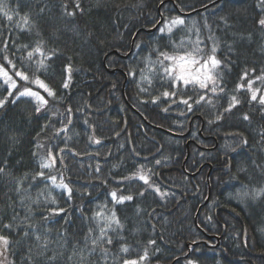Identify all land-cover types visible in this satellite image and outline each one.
<instances>
[{"label":"trees","instance_id":"1","mask_svg":"<svg viewBox=\"0 0 264 264\" xmlns=\"http://www.w3.org/2000/svg\"><path fill=\"white\" fill-rule=\"evenodd\" d=\"M214 1L79 0L77 9L76 0H3L13 18L0 13V63L7 55L56 94L49 97L39 85L16 78L18 88L8 96L0 81V99L8 97L0 107V235L10 240L7 252L0 246L3 264H80L73 253L81 250L83 264H123L145 250L141 264H264V193L254 195L264 189V106L247 91V79L264 74V27L258 23L264 0H221L181 15ZM174 17L184 24L160 33ZM160 19L157 30L140 32L133 41ZM197 32L201 47L210 51L215 44L222 61L216 92L172 88L157 76L142 86L143 93L138 76L158 59V50L171 52L172 42L196 39ZM40 42L49 58L37 71L43 57L29 60L27 52ZM238 83L245 87L237 91ZM24 87L48 100L40 112L34 98L17 96ZM165 90L177 95L164 99ZM201 95L205 100L197 104ZM232 96L240 103L225 111ZM154 97L160 99L153 103ZM181 99H189L191 111ZM165 105L178 107L170 112L177 116H163ZM198 132L212 136L214 150L201 151L191 140L192 134L200 139ZM49 150L55 165L41 169ZM225 165L229 174L221 170ZM140 169L149 171L160 195L136 178L124 179ZM41 171L44 176L37 175ZM49 176L71 191L55 187ZM114 191L133 199L117 203ZM112 212L123 227L107 233L112 244L91 251L103 225L96 213ZM35 234L47 238L43 254Z\"/></svg>","mask_w":264,"mask_h":264},{"label":"snow or ice","instance_id":"2","mask_svg":"<svg viewBox=\"0 0 264 264\" xmlns=\"http://www.w3.org/2000/svg\"><path fill=\"white\" fill-rule=\"evenodd\" d=\"M163 2V0H162ZM76 8L79 9V0H76ZM0 13H2L9 21L12 20V16L9 15L7 6L3 3V0H0ZM68 16H72L75 13L72 11H68L66 13ZM23 20V23L27 25L29 23V19L27 15L21 17ZM259 25L261 27H264V18H261L258 21ZM184 24V20L180 17H174L170 22H167L164 27H161L159 31L161 33H171L173 28L176 26H180ZM189 33H191V29H189ZM211 39V37H209ZM203 40L199 36V32L196 33V39H191L190 35L188 37L182 38L179 42H172V51H159L158 50V59L154 62H151L153 65V68L155 65H159L160 68L163 69L162 79H166L170 82V87L176 88L179 84H183L185 87L192 85V86H198L200 89H207L209 85H212L211 91L213 93L217 90V69L221 65L222 61L219 60L216 56L217 47L215 44H213L210 51H205V48L201 47L203 44ZM42 42L38 43L31 51L27 52V57L29 60H32L35 54L40 55L43 57V59L39 60L37 62V71L40 69H43L46 67L45 60L48 59L43 51V48L41 46ZM4 63H0V81L3 82V85H6V90L8 92V96L13 95V90H16L18 88V78L20 81H25L26 83H33L36 85H39L40 88L44 89V91L47 93L49 97L55 98L56 94L53 89H51L47 84H45L42 80L39 79V77H36L33 79L28 75V73L22 69H17L16 65L13 63L11 59L7 55L3 56ZM153 68H150L149 71H153ZM66 70L70 73L71 72V66H67ZM248 76L247 71L241 76V80H245ZM145 80L149 79L148 76L143 77ZM256 81H260L261 83H264V74H261L260 76H257ZM70 82V76L69 79H66L63 83V87L67 88L69 86ZM255 81L251 79H247V91L250 93V100L258 102L261 106H264V94L258 95L260 92L259 88H254L253 84ZM244 84H237V91L244 88ZM223 91V89H220ZM177 93L175 91H168L165 90L161 96L164 99H168L169 97L176 96ZM18 97H33L37 103L38 106L36 108L37 112L41 111V108H43L45 105H47L48 100L43 96L40 95L38 92L33 91L29 87H24L22 91L17 92ZM8 97H5L4 99H0V107H2ZM160 97H154L153 103H156L157 100H159ZM190 99V98H189ZM189 99H181L180 103H183L187 106L188 110H192V104L189 103ZM205 100V96L201 95L199 100L196 101L197 104L200 103V101ZM211 103V101H208ZM173 103H176L175 100H173ZM240 101L237 99L236 96H232L231 102L229 104L228 109H225V111H230L233 107H235L237 104H239ZM167 111L168 109H164ZM70 111V110H69ZM221 117L217 116L216 119L219 120ZM244 119L247 120L248 116L245 115ZM69 123H71V120H69ZM211 123V121H209ZM63 130V129H62ZM61 130V131H62ZM96 143H99V141H95ZM40 147V145H38ZM55 157L53 156V153L51 150L48 151V155L46 158H42L40 163L41 169H47L51 168L55 165ZM160 161H157V164H159ZM5 169L0 168V173H4ZM39 176H44V172L41 171L37 173ZM139 179L142 181L145 185H148L149 187H153L152 184H150V176L149 171H146L144 169L138 170L136 173L133 174L132 177H125L124 179ZM48 179L51 180L52 184L55 187L68 189V186L61 182L59 184L56 183V177L55 176H49ZM20 190L19 188L17 189ZM155 191L159 192L158 188H155ZM262 193H264V189H261L259 191H254L255 196H259ZM144 193L141 192L140 195H143ZM243 195L247 196L249 193L245 192ZM113 201L117 203H123L124 201H131L133 199L132 195L127 196H117V193L114 191L111 193ZM55 201L53 200V203ZM96 216L101 218L103 221V225L99 227L100 235L98 237H95L92 239V245L93 248L91 251H95L96 247L102 246L104 243L112 244V238H107V233L109 231H115L116 229L122 228L123 226L120 223V220L116 216L115 212H112L110 216H103L101 213H96ZM115 226V227H113ZM4 228L11 229L13 226L11 224H4ZM25 235H28L26 232ZM34 239L36 241V247L41 250L40 254H43V250L47 249L48 241L46 237H42L40 234H35ZM149 243H154V241H149ZM10 244V240L5 235H0V246L3 247V251L7 252L8 245ZM106 254V249H102ZM31 251V250H30ZM121 252L128 253L129 248L126 246L121 247ZM83 250L80 251V253L74 252L73 255H79L80 257V264H83V261L85 257L83 256ZM3 253H0L2 255ZM147 257V250H145L144 255H141L137 258H126L123 260V264H141L142 261H144ZM50 260L55 259V257H50ZM69 260L72 259V256L68 257ZM0 264H3V261H0ZM189 264H192V262H189Z\"/></svg>","mask_w":264,"mask_h":264},{"label":"rangeland","instance_id":"3","mask_svg":"<svg viewBox=\"0 0 264 264\" xmlns=\"http://www.w3.org/2000/svg\"><path fill=\"white\" fill-rule=\"evenodd\" d=\"M164 26H165V25H164ZM164 26H163V27H164ZM159 32H160V31H159ZM160 33H161V32H160ZM164 34H167V32H165ZM154 61H155V60H153V61H151V62H154ZM150 68H153L152 63H150V65H149L147 68L145 67V68H144V71L141 72L140 75L138 76L137 84H138L139 88L142 90L143 93H144L145 91L142 89V86H145V85L148 83V81H149L152 77H154V78L157 77V76L162 77V74H163V69L160 68L158 64L154 66L153 71H149ZM144 76H148L149 79L145 80V79L143 78ZM181 85H182V87H185L183 84H181ZM189 86H191V87H198V86H192V85H189ZM209 87H210V90H211L212 85H209ZM253 87H254V88H259V89H261L262 84H261V83H258V81L255 80V83L253 84ZM260 94H264V89L260 90V92L258 93V95H260ZM31 98H33V97H31ZM149 176H150V174H149ZM138 180H139V179H138ZM141 182H142V181H141ZM142 183H143V182H142ZM150 184H151V181H150ZM152 188H153V190L155 191V188H158V187L153 186ZM158 189H159V188H158ZM155 192H156L157 194L160 195V192H157V191H155Z\"/></svg>","mask_w":264,"mask_h":264},{"label":"water","instance_id":"4","mask_svg":"<svg viewBox=\"0 0 264 264\" xmlns=\"http://www.w3.org/2000/svg\"><path fill=\"white\" fill-rule=\"evenodd\" d=\"M220 1H221V0H216V1H214L213 3L209 4L208 6L202 8V9H199V10H197V11H195V12L190 13V14H181V15H182V16H187V15L194 14V13H196V12L204 11L205 9H207V8H209V7H211V6L215 5V4H217V3H219ZM162 5H163V4H161V5L158 7V13H160V8L162 7ZM161 23H162V19H160V20H159V23H158L154 28H152L151 30H148V31H146V30H140V31L136 32V34H135V36H134V38H133V41H134V39L137 37V35H138L140 32L153 33V32L159 27V25H160ZM133 41H132V44H131V45H133ZM111 54H113V55H117L116 52H112ZM124 58H125V57H124ZM113 73H114V71H109V74H113ZM173 106H174V105H170L169 107L164 108V109H168V110H169V109H171ZM128 107H129V106H128ZM129 108H130V107H129ZM164 109L161 110V114H162L163 116L166 115V111H165ZM130 110L134 112V110H133L132 108H130ZM135 113H136V112H135ZM97 114H100V113H97ZM169 116H173V117H174V116H176V115L171 114V115H169ZM124 130H125V126H123L121 132L116 136V138H119V137L123 134ZM184 136H185V135H184ZM184 136H182V137H184ZM186 147H188V144L186 145ZM187 151H188V149H187ZM186 159H187V157H186ZM228 168H229V165H228L225 169L228 170ZM216 170H217V169H214V171H216ZM191 177H194V176L191 175ZM208 199H209V195H208L206 201L204 202V204H203L202 206H200V208L198 209V211H199L203 206H205V205L207 204ZM198 211H197V212H198ZM196 215H197V214H196Z\"/></svg>","mask_w":264,"mask_h":264},{"label":"flooded vegetation","instance_id":"5","mask_svg":"<svg viewBox=\"0 0 264 264\" xmlns=\"http://www.w3.org/2000/svg\"><path fill=\"white\" fill-rule=\"evenodd\" d=\"M163 107H166V105L165 106H163ZM178 110V107L177 108H174V109H172V110H170V111H167V113H169V112H176ZM190 125H191V123L189 124V129H190ZM197 136L200 138L199 140L195 137V135L194 134H192V141H195L196 143H198L199 145H200V149H201V151H206V152H209V151H207V150H214V146H215V143H212V146L210 145V142H209V138H211L212 139V136L211 135H207V136H205V135H203L202 133H199L198 132V134H197ZM203 145H206V146H210V147H205L206 149H203ZM216 241H218V240H216Z\"/></svg>","mask_w":264,"mask_h":264},{"label":"bare ground","instance_id":"6","mask_svg":"<svg viewBox=\"0 0 264 264\" xmlns=\"http://www.w3.org/2000/svg\"><path fill=\"white\" fill-rule=\"evenodd\" d=\"M200 133H201V132H200ZM227 166H228V165H225V166L221 167V170L224 171L225 174H226V173L229 174V172H230V166H229L228 170L225 169ZM206 182H207V184H208V179H206Z\"/></svg>","mask_w":264,"mask_h":264}]
</instances>
